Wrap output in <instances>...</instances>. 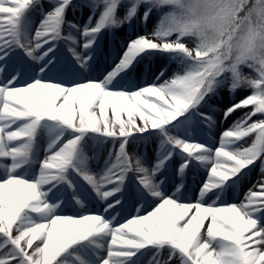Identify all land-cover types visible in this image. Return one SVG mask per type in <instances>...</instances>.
<instances>
[{"label":"snow or ice","instance_id":"snow-or-ice-1","mask_svg":"<svg viewBox=\"0 0 264 264\" xmlns=\"http://www.w3.org/2000/svg\"><path fill=\"white\" fill-rule=\"evenodd\" d=\"M82 6L81 25L67 19L75 0H0V264H264V0ZM154 10V30L92 75L100 36ZM157 55L178 70L136 82ZM225 83L248 94L222 110L242 115L210 143L199 129L215 127L209 100ZM150 136L153 162L128 152ZM194 169L204 175L190 199Z\"/></svg>","mask_w":264,"mask_h":264},{"label":"rangeland","instance_id":"rangeland-1","mask_svg":"<svg viewBox=\"0 0 264 264\" xmlns=\"http://www.w3.org/2000/svg\"><path fill=\"white\" fill-rule=\"evenodd\" d=\"M42 3L44 4L45 9H47L48 0H42ZM83 3H84V0H75V4H76L75 11H73L72 9L68 11V14H67L68 20L75 21L81 25L87 21V18L90 14V10L86 7H83L82 6ZM143 11L144 9L143 7H141L140 15L143 14ZM120 15H123V8H121L120 10ZM161 15H162L161 11L153 13V15L150 17V19L148 20L146 24L143 23L138 16L137 19L131 23V25L125 24L122 28L104 32L101 35L103 36V39L105 38L104 44L106 48L112 49L108 52H105V54L109 55V58H111L110 61L108 62L109 65L115 59L117 53L121 50L122 45L126 42L129 36L134 37L137 34H144L145 32H148V33L152 32L155 26L157 25ZM33 19L34 20L37 19L35 14H33ZM58 46L61 50H64L65 48L63 46H67V44L64 45L61 42ZM150 58H153V60L156 58L161 59L159 65L158 64L157 65H158V68H160V70L165 69V67L169 68V71L166 70V76H170L173 72L178 70V66L174 61L170 60L166 56H160V55L146 57L145 59L141 60V62L138 65L139 66L144 65L146 60ZM149 67L150 66H146L144 69H148ZM242 71L245 75L250 74L249 70L246 67H244ZM99 73L100 72L94 71L92 75H99ZM153 80L154 79H152V76L150 74H146L143 80L142 81L140 80L139 83H144V82L150 83ZM247 94H248L247 89H239L237 90L235 95L231 94L228 91L227 83H225L221 88L218 89L217 93L213 97L210 98L209 105H211L212 107H216L218 109V113L216 115V120L218 121V123L217 122L216 123L219 126L213 128L210 132H208V134L217 133V135H219L225 128L231 125V122L228 121L229 119L227 121H224L223 118L221 117L222 110L225 107L229 106L234 101L243 98ZM201 111H208V106L206 105L203 109H201ZM200 139L203 140L202 138ZM247 143H250V140L247 141ZM109 147H111V145H109ZM158 148H159L158 139L155 136H150V137H145L142 141L138 140L135 143H130L128 145L127 150L133 156H141V153H144L145 156L156 157ZM171 165L173 166V168H175L176 162H173ZM258 173H259L258 168L254 169L251 173V179L245 180L242 183L240 187L241 194L244 191H246L247 188L251 185V183L257 179ZM190 198H194V193H191Z\"/></svg>","mask_w":264,"mask_h":264},{"label":"bare ground","instance_id":"bare-ground-1","mask_svg":"<svg viewBox=\"0 0 264 264\" xmlns=\"http://www.w3.org/2000/svg\"><path fill=\"white\" fill-rule=\"evenodd\" d=\"M104 39H103V36H100L99 40H101V41L98 42V47H97V51L95 54V60L93 62L94 69L96 72L103 71L109 65L108 62L111 59V58H109V55L105 54V52H108L109 50H106V46L104 44L105 43ZM62 44L66 45V43H64V42H62ZM67 46H63L65 48V50H61L59 48L60 51H59L58 55H60L62 58H67L70 55L67 51ZM99 48H100V50H98ZM160 60L161 59H159V58H156L154 60L147 59L144 65H142V66L137 65V69L133 73L134 80H136V82L139 83L140 80L141 81L143 80V78L146 74H150L152 76V79H155V76L160 71V68H158ZM146 66H150V67L148 69H144ZM165 69L167 71H169V68L165 67ZM214 108L217 109L216 107H214ZM217 113H218V109L215 112V117H216ZM241 115H242V111H237L232 117L229 118L228 121H230L232 124V122L234 120H236L238 117H240ZM221 117H222V114H221ZM216 122L218 123L217 120H216ZM217 123H216L215 127L219 126V125H217ZM215 127H213V128H215ZM211 130H209L208 128L201 127L199 129V138L208 139L210 143H215L216 141H218L219 135H217V133L208 134V132H210ZM41 145L43 148V141L41 142ZM143 157L145 158L146 162H148V163H151L155 160V157H153V156L152 157L151 156L150 157L149 156L148 157L143 156ZM174 162H176V161H174ZM95 166H96V163L93 164L94 168H95ZM134 175L135 174H131L132 178H130V179H134ZM203 175H204V173H203L202 169H194V170H189L187 172L184 182L188 186V189H189L188 192L195 193L197 186L200 184V182L203 178ZM165 176L167 177V180H168L166 187L169 188L170 184H173V182H174L173 169L171 166H169L167 172L165 173ZM176 179L178 180V177H176ZM190 199H194V198H190ZM228 199H229V201H231L232 198L229 197ZM94 207H99V205H95Z\"/></svg>","mask_w":264,"mask_h":264}]
</instances>
